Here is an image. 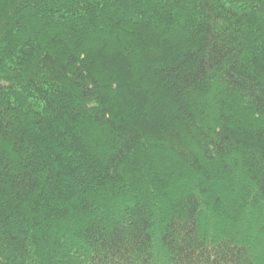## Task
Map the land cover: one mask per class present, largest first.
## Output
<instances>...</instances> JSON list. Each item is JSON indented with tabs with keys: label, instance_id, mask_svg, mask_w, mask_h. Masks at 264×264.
I'll list each match as a JSON object with an SVG mask.
<instances>
[{
	"label": "trees",
	"instance_id": "obj_1",
	"mask_svg": "<svg viewBox=\"0 0 264 264\" xmlns=\"http://www.w3.org/2000/svg\"><path fill=\"white\" fill-rule=\"evenodd\" d=\"M0 264H264V0H0Z\"/></svg>",
	"mask_w": 264,
	"mask_h": 264
}]
</instances>
